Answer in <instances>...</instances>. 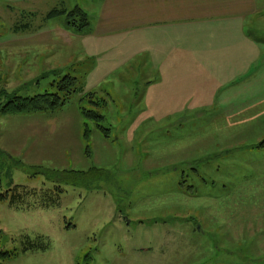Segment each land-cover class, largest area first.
<instances>
[{
  "label": "rangeland",
  "instance_id": "obj_1",
  "mask_svg": "<svg viewBox=\"0 0 264 264\" xmlns=\"http://www.w3.org/2000/svg\"><path fill=\"white\" fill-rule=\"evenodd\" d=\"M102 1L0 0V106L78 79L56 111L0 114V193H8L0 252L10 253L0 263L264 264V0L245 22L262 51L252 72L216 104L160 121L146 111L154 75L134 18L103 16L104 3L92 7ZM76 6L89 16L82 34L118 31L90 36L101 52L113 46L101 64L98 55L83 59L85 37L65 26L66 15L46 18ZM80 105L104 115L108 137ZM93 167L108 173L97 188L76 186L68 173ZM14 191L24 201L13 203Z\"/></svg>",
  "mask_w": 264,
  "mask_h": 264
},
{
  "label": "crops",
  "instance_id": "obj_2",
  "mask_svg": "<svg viewBox=\"0 0 264 264\" xmlns=\"http://www.w3.org/2000/svg\"><path fill=\"white\" fill-rule=\"evenodd\" d=\"M255 1L103 0L92 7L98 9L104 3L103 16L134 18L136 42L141 40L146 44L142 48L149 50L154 75L145 95L146 111L151 112L155 121H160L216 104L227 86L252 72L262 52L261 44L245 29L246 18L256 11ZM53 9L46 13L47 19L53 18L49 16ZM105 25L103 19L98 26ZM97 32L118 31L103 27L89 34L78 32L85 37L83 53L86 57L83 59L98 55L101 64L108 58L101 53L110 51L113 46L104 42L107 48L101 52L102 42L90 37ZM81 136L84 139V129ZM83 152L89 155L86 147ZM23 190L31 196L36 189L25 186ZM24 199L17 198L18 201Z\"/></svg>",
  "mask_w": 264,
  "mask_h": 264
},
{
  "label": "trees",
  "instance_id": "obj_3",
  "mask_svg": "<svg viewBox=\"0 0 264 264\" xmlns=\"http://www.w3.org/2000/svg\"><path fill=\"white\" fill-rule=\"evenodd\" d=\"M59 15H66L65 26L78 32H83L90 24L88 14L80 6H76L70 11L55 8L49 14V16L53 17ZM56 86L57 91L54 93L44 92L29 97L13 95L9 97L6 103H3L0 106V114L5 115L56 111L69 101L72 94L77 92L78 79L72 75H66L60 82L56 84ZM93 97H95V93L84 91L82 98H88L91 105L94 107H99L100 102L94 100ZM80 111L85 119L96 122L98 129L101 130L106 137L109 136V129L100 124L105 119L104 115L95 109H88L81 105ZM85 127L86 131L84 132V138L88 141L91 135V128H89V125L86 122L84 123V128ZM87 152L89 154L88 156H90L91 152L89 146H87ZM68 173L73 176V182L76 186H85L89 189L97 188V181H99L102 177L107 178L108 175L105 170L97 167H93L89 171L73 170L69 171ZM81 178L84 179V181L87 180V183L85 184ZM18 187L19 186H16L14 190H17ZM7 195L8 193H0V200L2 201L7 199ZM17 198H21L20 192L14 191L12 194V201H17ZM0 255L6 257L9 256L10 253L0 252Z\"/></svg>",
  "mask_w": 264,
  "mask_h": 264
},
{
  "label": "water",
  "instance_id": "obj_4",
  "mask_svg": "<svg viewBox=\"0 0 264 264\" xmlns=\"http://www.w3.org/2000/svg\"><path fill=\"white\" fill-rule=\"evenodd\" d=\"M0 151H2V150L0 149Z\"/></svg>",
  "mask_w": 264,
  "mask_h": 264
}]
</instances>
